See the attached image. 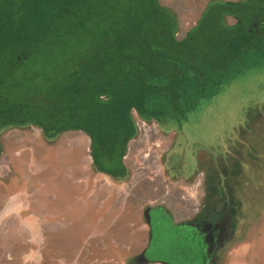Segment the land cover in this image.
Listing matches in <instances>:
<instances>
[{
    "label": "rangeland",
    "instance_id": "1",
    "mask_svg": "<svg viewBox=\"0 0 264 264\" xmlns=\"http://www.w3.org/2000/svg\"><path fill=\"white\" fill-rule=\"evenodd\" d=\"M159 1L173 9L181 39L210 0ZM225 21L234 19L226 15ZM257 39L260 46L225 75L213 72L194 94L189 118L166 126L175 130L133 111L139 132L124 156L125 189L94 173L83 131H64L51 141L36 125L2 131L0 264H145L146 247L147 264H203L198 230L184 224L204 206L210 217L229 212L232 218L218 259L208 264H264V34ZM130 194L138 221L146 223L153 208L150 244L148 224L135 234L124 225L132 222ZM101 209L123 214L116 220L97 213ZM205 256L207 263V247Z\"/></svg>",
    "mask_w": 264,
    "mask_h": 264
},
{
    "label": "trees",
    "instance_id": "2",
    "mask_svg": "<svg viewBox=\"0 0 264 264\" xmlns=\"http://www.w3.org/2000/svg\"><path fill=\"white\" fill-rule=\"evenodd\" d=\"M177 27L159 0H0V133L36 125L51 141L83 131L93 170L125 179L133 111L165 131L188 119L213 72L260 46L264 0H210L181 39Z\"/></svg>",
    "mask_w": 264,
    "mask_h": 264
},
{
    "label": "flooded vegetation",
    "instance_id": "3",
    "mask_svg": "<svg viewBox=\"0 0 264 264\" xmlns=\"http://www.w3.org/2000/svg\"><path fill=\"white\" fill-rule=\"evenodd\" d=\"M205 208H208V207L207 206L202 207L193 222H190V223L187 222L184 225H187V226L190 225L191 227H194L198 230L197 234L201 235V239L203 240L204 244L206 245V247L208 248L210 252V257L208 260V263H209L212 260L214 261L218 259V257L216 256H218L219 247L223 244L225 240V239L223 240L221 239L222 238L221 235L224 232L227 235L231 233V228H232L231 219L232 218H231V215H229V212L226 213L225 215H223L224 212H215L214 215L210 217V215L208 214L209 211H206V212L204 211ZM164 211L168 212L167 209H164ZM150 213H151V210H149L148 208L146 212V216H147V223L150 227V234H151L153 231H152V226H151ZM149 244H150V239H149ZM142 254L140 256V259L145 262V259L142 258Z\"/></svg>",
    "mask_w": 264,
    "mask_h": 264
},
{
    "label": "crops",
    "instance_id": "4",
    "mask_svg": "<svg viewBox=\"0 0 264 264\" xmlns=\"http://www.w3.org/2000/svg\"><path fill=\"white\" fill-rule=\"evenodd\" d=\"M207 6V5H206ZM206 8V7H205ZM171 9V8H170ZM172 11H173V9H171ZM196 24V23H195ZM186 35V34H185ZM91 166H92V162H91ZM168 171H169V169H168ZM94 173L96 174V175H103L104 177H106V181L109 183H111V184H108V185H112V184H114V186H116L119 190L120 189H125V183H126V180L128 179V177H129V175L125 178V179H121V180H119V179H115V178H113V177H111L110 175H108V174H105V173H102V172H96V171H94ZM92 180H90L89 182L87 181V184L89 183V186L90 185H92V182H91ZM106 182V183H107ZM138 183V182H137ZM133 187V186H132ZM136 188V189H135ZM142 188V187H141ZM134 189H135V192L136 193H138V190L137 189H140V187L139 186H134ZM137 190V191H136ZM132 194V193H131ZM128 195V196H131L132 197V195ZM130 197V198H131ZM136 197V196H135ZM94 198V203L95 202H97V201H99V202H102V196H100L98 199L99 200H96V197H93ZM133 199V197L131 198V200ZM142 199V198H141ZM130 200V201H131ZM141 202L140 203H142V200H140ZM125 202H127L128 203V201H127V199L124 201V203ZM93 204V203H92ZM134 203H133V200L131 201V207H133L134 205H133ZM90 208H92V205H90L89 206ZM94 207V206H93ZM125 208H127L126 206H125ZM124 207H123V213H127L128 211H127V209H125ZM93 209V208H92ZM131 209H133V210H130V212H128V213H130V215H131V217H130V219H132V222H126L124 225H125V227H127L128 229H129V233L130 234H135L136 233V229H139V231L141 230L142 231V229H145L146 228V226H147V222L146 223H142V222H140V221H138V218H136L137 216L136 215H138V212H137V210H134V207L133 208H131ZM90 211V210H89ZM106 211H108V209L107 210H105V211H103L102 212V209L101 210H99L97 213H99L100 214V212H102V213H105L106 215H107V217H109V218H114V219H121V217H122V214H117V215H114L113 214V212H112V210H109L108 211V213H106ZM112 212V213H111ZM114 213H115V211H114ZM113 214V215H112ZM90 217V216H89ZM97 216H95V218H96ZM102 218V217H101Z\"/></svg>",
    "mask_w": 264,
    "mask_h": 264
}]
</instances>
